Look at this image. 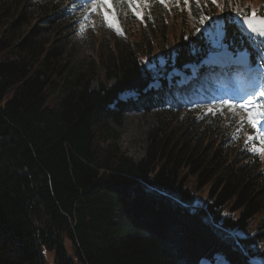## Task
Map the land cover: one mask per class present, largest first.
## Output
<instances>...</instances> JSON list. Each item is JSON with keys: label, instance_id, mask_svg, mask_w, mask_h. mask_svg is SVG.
Here are the masks:
<instances>
[{"label": "trees", "instance_id": "1", "mask_svg": "<svg viewBox=\"0 0 264 264\" xmlns=\"http://www.w3.org/2000/svg\"><path fill=\"white\" fill-rule=\"evenodd\" d=\"M0 2L5 12L17 4L13 27L29 7L51 10L22 42L12 43V29L0 38L6 54L0 61V264H201L217 256L226 264H255L253 258L264 257V230L252 236L264 219V163L230 127L199 130L191 121L186 129L205 138L182 146L181 135L172 139L160 127L149 133L148 158L139 163L115 141L119 113L110 105L124 90L143 92L150 78L145 61L156 64L155 56L168 51L162 30L133 40L126 17L127 42L112 49L110 71H102V86L94 90L83 84L84 71L65 69L66 34L42 58L28 56L38 47L39 23L65 21L70 0ZM195 13L212 18L206 10ZM222 17L227 21L228 13ZM187 24L176 36L179 62L211 47L196 31L200 26ZM229 27L225 36L241 41L236 26ZM153 36L161 37L158 46ZM110 72L114 86L107 83ZM194 186L207 189L205 205L196 206ZM238 229L245 238L236 236Z\"/></svg>", "mask_w": 264, "mask_h": 264}, {"label": "rangeland", "instance_id": "2", "mask_svg": "<svg viewBox=\"0 0 264 264\" xmlns=\"http://www.w3.org/2000/svg\"><path fill=\"white\" fill-rule=\"evenodd\" d=\"M67 1L68 0H63V2ZM78 1L79 0H76V4H78ZM226 2L227 6H229L231 2L233 5H236L235 10H239L242 15L244 14L243 16L251 17V10L253 9L255 10V15L264 16V0H218L216 5H213L211 0H200L199 5L195 3V0H190L187 5L184 4L183 0H180L179 4H177L175 0H166V3H160L159 0H147L146 3H138L133 7H130L127 3H119L117 0H113L115 7L113 6L110 8V4L105 7L101 4L96 6V11L94 12L90 11L93 5H88V7L84 8L77 7V9L73 11V14H70L65 21L56 23L55 27H47L39 23L40 36L38 39V47L28 56L30 57V61L42 58L45 48L56 41V36L61 38L66 34V38H64L61 43L65 50V60L63 61V63L67 65L65 69L72 67L79 69V71H84L86 74L83 78V84L87 83L91 89L97 90L102 86V79L104 80V72L102 71H110L107 63L108 55L112 54V49L114 48H117L116 50L119 51L120 47L127 42V33H124L122 28L124 22L120 16L119 22L118 15L122 14L124 18H126V16L131 18L127 27L129 31L134 34L133 40L140 38V36L149 39L151 34L158 33L162 30L164 32V37L162 39H164L165 48H167L179 43L176 36H178L179 31L184 29L183 25L188 23L187 28L192 25L193 18L191 16L193 14V7L204 8L205 6H209V12L213 13L210 22H214L219 16L218 25H220L219 23L223 20L221 16L227 7H225L224 10H221V8ZM16 5L17 4L12 2L7 7L8 11L5 12V9L2 11V7L5 8L7 5L4 3L0 4V14H5L4 17L0 15V38L5 30L12 29L9 34V39H12V43L13 41L15 43L22 42L23 38L26 36V31L33 28L34 25L38 23L36 19L51 13L49 7H29L24 17L13 27L11 20L18 16L15 12L13 13ZM117 8L120 10L117 11ZM260 9L263 11V14H260ZM17 10L21 13L20 6L17 7ZM137 12L139 16L136 14ZM104 14L107 15V21L102 19ZM108 21L116 25L120 29V32H117L116 27L108 26ZM211 27L212 24H209L207 29L209 30ZM56 31L58 32L55 35L54 33ZM186 32H188V30H186L185 33ZM152 38L156 41L155 45L158 46L161 37L153 36ZM4 55L6 56V54L0 52V61H2V59L3 61L5 60L6 57ZM149 66L153 65H147L146 68ZM148 71L152 72L149 69ZM173 73L178 72L174 71ZM106 76L108 78L107 83H111L112 86H114L117 81L114 74L110 72ZM51 81L49 82L50 84H52ZM54 82L56 84L58 81L56 80ZM156 83L157 82H155V84ZM54 97L56 98L55 95ZM137 98H139L138 91L131 89L118 96V100L124 103L122 107L117 108V110L121 109L122 111L118 112L119 118L116 119L119 137L115 139L121 150L137 163L148 158L149 133L155 129H160V127L163 132L170 134L169 137L172 139L181 135L182 137L178 140V144H181L180 146L186 142L190 144L198 143L200 141L196 139L205 138L204 134H193L191 130L186 129L185 125L191 121L199 125L197 126L199 130L206 125H216L220 123L223 130L230 126L231 132L233 131L237 137L247 138L250 135L245 128H238L241 117L247 115L245 110L239 107V103L236 104L235 116L227 106H223L222 111L217 112V109L221 108L219 104L221 100L205 102L206 106L203 107L202 110H176V112H171L169 115L162 116L161 114L163 112H158L159 110L142 109L136 112L140 104V100ZM130 100L134 103L129 104ZM209 108L213 111L209 112ZM258 119L260 118L258 117ZM244 125H247V127L250 126L247 123ZM258 127L264 128V123L258 125ZM212 137L213 139L219 140V134L217 133H213ZM238 141L240 142V140ZM260 159L263 164L264 154H260ZM195 180L194 178L193 183ZM189 187L192 188L191 185ZM195 190V194L197 195L196 199L198 200L196 206L205 205L208 199L206 196L207 189L203 187L198 191V188L195 187ZM263 230L264 219L260 222V228L256 229L252 235L259 234ZM235 234L242 238H245L247 235L243 229H238ZM65 245L70 250V252H68L73 255V246H71V240L67 237H65ZM46 250L48 251L47 248ZM256 250H259L258 253H260L262 249L255 247V251ZM47 257L52 259L49 260V262H53L54 258L52 253H49ZM252 261L255 264H264V257L262 255L261 257L253 258ZM214 264H225V262L221 258H218L217 262Z\"/></svg>", "mask_w": 264, "mask_h": 264}, {"label": "snow or ice", "instance_id": "3", "mask_svg": "<svg viewBox=\"0 0 264 264\" xmlns=\"http://www.w3.org/2000/svg\"><path fill=\"white\" fill-rule=\"evenodd\" d=\"M119 3H127L130 7L137 5L138 3H146L147 0H117ZM160 3H166V0H159ZM177 4L180 3V0H175ZM184 4L187 5L190 0H183ZM197 5L200 4V0H195ZM213 5L218 3V0H211ZM103 4L107 7L110 4V0H81L79 4H75L74 6L84 8L88 7V5H93L90 11H96V6ZM139 16V13H136ZM102 19L107 21V15L104 14ZM211 17H202L199 23L204 26L206 21H210ZM222 19V18H221ZM256 19L255 10H251V18H245L244 22L248 25L249 29L254 34H259L261 37H264V17H261L259 23L261 25L260 28H256L253 26V21ZM108 26L116 27L117 32H120V29L114 25L111 21H108ZM201 29H196L199 32ZM187 39V37H185ZM264 43V40L261 41ZM264 52V50H262ZM146 63V61H145ZM250 72L254 73V80L256 83L254 84L252 90L247 93L245 97H243L239 102L230 101V100H221L219 104L221 108L217 109V112L222 111L223 106H227L233 113L236 115V104L239 103V107L243 108L247 115L245 117H241L240 125L238 128L242 129L243 125L247 123L250 125L252 130H258V125L264 123V54L261 55V63L259 71L257 72L255 69H249ZM209 112L213 110L211 108L208 109ZM258 117L260 119H258ZM260 134L258 136L249 135L246 138V145L253 144V147L249 150L256 152L258 154H264V128L259 129ZM256 142H258L259 146H256ZM227 215V214H226Z\"/></svg>", "mask_w": 264, "mask_h": 264}, {"label": "water", "instance_id": "4", "mask_svg": "<svg viewBox=\"0 0 264 264\" xmlns=\"http://www.w3.org/2000/svg\"><path fill=\"white\" fill-rule=\"evenodd\" d=\"M254 26V25H253ZM254 27H256V26H254Z\"/></svg>", "mask_w": 264, "mask_h": 264}, {"label": "bare ground", "instance_id": "5", "mask_svg": "<svg viewBox=\"0 0 264 264\" xmlns=\"http://www.w3.org/2000/svg\"><path fill=\"white\" fill-rule=\"evenodd\" d=\"M126 35V34H125Z\"/></svg>", "mask_w": 264, "mask_h": 264}]
</instances>
